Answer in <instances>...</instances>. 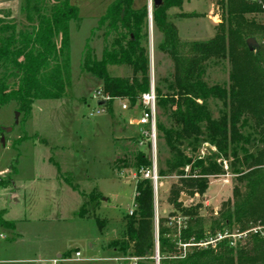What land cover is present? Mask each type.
<instances>
[{
	"label": "trees",
	"instance_id": "1",
	"mask_svg": "<svg viewBox=\"0 0 264 264\" xmlns=\"http://www.w3.org/2000/svg\"><path fill=\"white\" fill-rule=\"evenodd\" d=\"M72 1L23 0L26 23L0 18V110L16 103L18 112L27 117L37 101L64 98L71 79L69 26L80 20ZM161 1L152 11L155 30L163 36L157 50L170 57L174 70L169 79L156 84L161 113L157 131L170 152L169 158L157 162L158 177L179 178L169 203L176 212L172 217L180 216L184 222L178 232L169 228L166 218H159L156 240L154 184L144 177L153 167L152 157L144 151L117 153L113 169L121 176L135 172L136 200L132 213L124 217L121 238L111 247L134 264H264V236L260 234L236 248L228 239L203 246L226 232L264 226V0H218L216 35L200 43H182L169 16V11L177 10L179 19L196 18L183 12L185 0ZM148 16L147 5L136 9L133 0H117L100 22L106 27L102 58L86 48L82 68L103 84L105 110L121 100L134 112L141 95L151 89ZM110 36L113 40L108 43ZM250 38L258 42V48L247 46ZM221 62L230 64V82L210 86L208 71ZM110 67H127L130 75L111 76ZM211 101L222 104L219 118L212 113ZM250 123L253 132L243 133ZM3 138L0 127V142ZM204 143L218 152L205 161L197 157ZM220 158L231 160L234 196L207 228L199 218L200 206L185 207L182 195L204 196L208 178L224 173L217 162ZM9 182L0 181V188H8ZM87 199L80 217H94L105 229L106 223L96 215L102 196L94 191ZM0 228L15 231V223L0 218Z\"/></svg>",
	"mask_w": 264,
	"mask_h": 264
},
{
	"label": "rangeland",
	"instance_id": "2",
	"mask_svg": "<svg viewBox=\"0 0 264 264\" xmlns=\"http://www.w3.org/2000/svg\"><path fill=\"white\" fill-rule=\"evenodd\" d=\"M117 0H74L79 9V21L69 26V52L71 79L64 98L59 100L37 101L27 117L18 112V105L11 103L0 110V127L5 141L0 142V181L8 188H0V218L12 220L22 218L31 222L23 223L31 230H45L43 237L35 233L36 239L47 241L52 247L64 249V257L55 258L57 264H134V260L123 258L111 247L124 232V217L134 209L136 181L134 171L119 175L112 163L117 153L134 154L138 151L155 157L150 141L144 137L146 128L139 125L140 112L122 108L123 101H115L108 110L97 114L99 100L94 96L103 84L82 68L87 47L96 52L100 60L105 45L106 27L100 22L109 8ZM134 8L140 9L154 3L152 0H133ZM218 0H185L183 12L196 18H177V10L169 11L176 24L182 43H195L211 40L216 35L219 18L216 15ZM23 0H0V18L15 23H26L21 12ZM149 20V50L151 59V82L169 79L174 65L169 56L157 50L163 42L162 34L155 30ZM113 36L107 40L111 43ZM230 64L217 63L208 71L206 80L210 86L226 85L230 82ZM114 77H127V67H110ZM165 87L164 82L161 84ZM202 104L201 101H199ZM210 108L215 118H219L222 104L211 101ZM94 114L90 117L91 114ZM19 114V116H17ZM160 110L157 111L161 120ZM166 120V119H164ZM165 122V121H164ZM250 123L243 133H252ZM21 142V143H19ZM156 160L170 157L168 147L157 134ZM190 153V150L187 151ZM217 148L204 143L197 154L205 161ZM224 173L208 178V189L204 196L183 194L184 206H200L199 218L210 227L222 213L223 206L233 199L236 178L231 172V160L218 159ZM190 167L186 169L188 175ZM177 176L159 178L154 183L155 197V237L159 235V218H166L169 228L180 232L184 222L180 216L172 217L175 208L170 205V192L179 185ZM156 188V190H155ZM97 191L103 200L102 208L96 215L106 223L101 229L94 217L83 219L80 209L88 202L91 193ZM17 200V201H16ZM7 213V214H6ZM29 224V225H27ZM177 227V228H176ZM6 240L0 239V264H49L31 261L26 256L19 258L18 252L33 237L27 234L24 240L16 241L11 249L4 248L16 237L15 231L0 228ZM239 230L231 231L235 234ZM30 237V238H29ZM34 238V239H35ZM18 240V239H17ZM247 241V240H246ZM239 242L241 246L247 242ZM94 244L90 248V244ZM237 246V247H238ZM80 252L81 257H76ZM27 258V259H26ZM123 259V260H121ZM23 260V261H19Z\"/></svg>",
	"mask_w": 264,
	"mask_h": 264
},
{
	"label": "built area",
	"instance_id": "3",
	"mask_svg": "<svg viewBox=\"0 0 264 264\" xmlns=\"http://www.w3.org/2000/svg\"><path fill=\"white\" fill-rule=\"evenodd\" d=\"M257 1V0H256ZM151 10H152V4H150ZM95 99L100 101H104L105 98L102 95L101 90L97 92V94L94 96ZM158 99L156 95V85L153 82L151 89L148 93H145L141 95L139 103L137 104V107L135 108L134 112H140V118L138 120L139 125L142 127L146 128L147 130L145 131L144 137L147 138L150 141V148H153L155 157L152 161L153 167L151 170H148L144 173V177L146 179L152 180L155 185L158 184L159 182V177H158V164L156 160V145H157V111H158ZM122 108L124 110H130V107L128 104H123ZM105 109L100 108L96 112L97 114H100L104 112ZM94 114L92 113L90 117H92ZM132 211L130 212V214ZM255 234H260L264 236V226H255V228L247 230V231H240L232 234L229 232L224 233L223 235H219L216 239L214 240H209L204 244V247H207L208 245H216V242L222 241L223 239H228L229 243L231 244L232 247L236 248L238 246L239 242H244L247 239H249L251 236ZM187 246H185L186 248ZM76 257L80 258L81 254L78 252L76 253ZM159 261V256L157 255L156 257V262ZM58 261H54L53 264H57Z\"/></svg>",
	"mask_w": 264,
	"mask_h": 264
},
{
	"label": "crops",
	"instance_id": "4",
	"mask_svg": "<svg viewBox=\"0 0 264 264\" xmlns=\"http://www.w3.org/2000/svg\"><path fill=\"white\" fill-rule=\"evenodd\" d=\"M135 113H137V112H135ZM6 221H8V220H6ZM10 221L15 223L16 237L11 240L10 244H7L4 246L5 249L8 247L11 249V247H13V245H15L16 241H19V240L22 241V240L26 239L28 236L27 234H29L33 238L30 239L31 241H29V244L27 242V243H25V245H23L19 249L20 252L17 251L19 258H23V256H26V257L28 256L27 258L30 259L31 261H37L38 263H45L46 262L49 264H53L54 261H57L55 258L52 259L53 256L58 258L59 260H60V258L62 259L64 257V251H63L64 249H62L61 246L60 247H52L51 246L52 244H51L49 237H48L47 241L44 238H43V240L42 239L39 240V239L35 238L36 237L35 233H37V232H38V236L43 237L46 229L45 230H43V229L42 230L41 229L31 230L32 228H29V227H24V229H21V226H23L21 224H23V223L26 224L28 222H31V220L28 219L27 217L25 220H23L22 218H17V219H12ZM10 221H8V222H10ZM27 225H29V224H27ZM45 234H47V233H45ZM4 237L5 236L3 234H1V232H0V239L6 240ZM1 245H2V243L0 241V246ZM89 246H90V248H92L94 246V244L92 243ZM114 252L117 253V250L114 249ZM0 253H1V250H0ZM76 253H78V252H76ZM121 260H123V259H121ZM19 261H23V260H19ZM0 262H3V261H0Z\"/></svg>",
	"mask_w": 264,
	"mask_h": 264
},
{
	"label": "water",
	"instance_id": "5",
	"mask_svg": "<svg viewBox=\"0 0 264 264\" xmlns=\"http://www.w3.org/2000/svg\"><path fill=\"white\" fill-rule=\"evenodd\" d=\"M152 1H153V3H154V6H156V7H159V6L162 5V1H161V0H152ZM148 14H149V16H148V17H149V20H150V22H151V25H150V29H151V27H152V20H153L151 6H148ZM247 46H248L249 48H251V50H254V49H256V48L259 47V46H258V42H257L255 39H253V38H250V39L247 41ZM106 104H107V101L104 100V101H100V102L98 103V106H99L100 108H104V106H105ZM17 116H19V114H18ZM4 141H5V138L2 139V143H4ZM155 190H156V188H155Z\"/></svg>",
	"mask_w": 264,
	"mask_h": 264
}]
</instances>
